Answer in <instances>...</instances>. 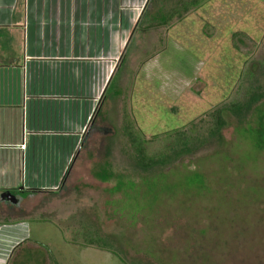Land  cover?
<instances>
[{"label":"rangeland","instance_id":"1","mask_svg":"<svg viewBox=\"0 0 264 264\" xmlns=\"http://www.w3.org/2000/svg\"><path fill=\"white\" fill-rule=\"evenodd\" d=\"M150 1L62 190L0 222L10 263L264 264V148L239 131L264 102V0ZM136 145L170 168L137 165Z\"/></svg>","mask_w":264,"mask_h":264},{"label":"crops","instance_id":"2","mask_svg":"<svg viewBox=\"0 0 264 264\" xmlns=\"http://www.w3.org/2000/svg\"><path fill=\"white\" fill-rule=\"evenodd\" d=\"M150 2L0 0V222L62 190Z\"/></svg>","mask_w":264,"mask_h":264},{"label":"trees","instance_id":"3","mask_svg":"<svg viewBox=\"0 0 264 264\" xmlns=\"http://www.w3.org/2000/svg\"><path fill=\"white\" fill-rule=\"evenodd\" d=\"M112 80L109 79L107 86L102 94V97H105V94L107 92L108 86ZM264 102L258 103L252 110L253 120L252 123H245L244 127H240V132L246 133L248 139L250 140L251 146L255 150H259L260 148H264ZM242 106L240 103H229V105H224L220 108H215L213 110H210L206 113L208 116L207 123L208 126L206 128L209 133H219L220 129L223 127L224 123H226V117H228L227 113H236L235 116L238 115L240 112ZM225 115V116H224ZM233 117V115L231 116ZM204 119L199 120L197 125H194V123H190L188 127H184V129L177 131L176 135L174 134L175 139L173 140V144H185L189 143L192 140V135H195L197 133V130L202 129L204 125ZM209 123L211 125H209ZM236 129V127H234ZM212 129V130H211ZM222 136H219L221 138ZM171 144L167 147V151L172 150V147L174 146ZM163 154L162 156H157L155 154L146 157L143 152L141 151V148H138V145H136V155H135V162L137 165H139L142 168H155L159 166H163L165 160L164 158H168L167 153ZM179 160L176 159L173 163L178 162ZM170 168L169 164L163 166L161 170H166ZM159 173V172H158ZM156 172V174H158ZM154 175V174H153Z\"/></svg>","mask_w":264,"mask_h":264}]
</instances>
